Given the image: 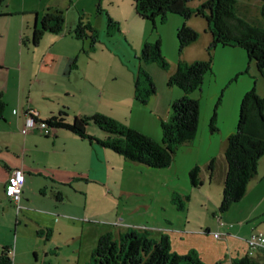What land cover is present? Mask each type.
Wrapping results in <instances>:
<instances>
[{
    "label": "crops",
    "instance_id": "crops-1",
    "mask_svg": "<svg viewBox=\"0 0 264 264\" xmlns=\"http://www.w3.org/2000/svg\"><path fill=\"white\" fill-rule=\"evenodd\" d=\"M65 2L69 3L71 0H65ZM62 4H64V0H46L43 4L32 6L22 13L32 14L35 22V12L41 13L48 6L61 7ZM197 6H192L191 9H195ZM118 9L116 11H108L107 13L113 21L117 22L116 30L111 27L108 30L107 18L102 17L101 13L98 14V18L101 19L103 27H105L104 31L107 36L105 38L107 40L101 39L102 50L106 51L105 54L101 55L102 62L106 63L108 68L116 66L117 69L113 71L109 82L107 79L108 72L105 73L104 77L99 75L104 80L97 83L98 87L93 96L88 93V87L94 89V86L90 85L93 81L88 77V74L78 72L79 66L77 64L80 54L83 55L82 57L89 56V59L93 60L92 51H94L95 46L93 49L88 50L89 43L86 46V39L77 40L69 34L45 33L43 36H57L60 39L70 37L68 39L73 43V51L65 54V67L63 66L60 69L56 66L57 56L55 54L50 59L52 65L46 63V67H43L42 65H38L33 57V54H35L33 48L37 45L31 44L27 33V30H30L31 36L34 23L30 27L26 20V24L22 27V23L19 28V32H21L19 43L25 48L18 47L20 57L10 62L7 60L5 53L0 55V92L3 93L6 103L3 117L0 118V248L4 245H11L15 257L18 255L19 258L21 252L28 250L33 252L37 260L39 252L47 256L49 253L51 254L52 247L60 248L61 245L55 239L56 230L63 227L66 223L74 225L75 220L76 222L79 221L81 226L84 223V219H73L58 210L64 202L63 187L78 180L84 183L90 181L98 182L101 171L104 170L102 165L97 166L93 161V156L97 155L98 152H101V156L105 155L107 159L110 154L122 157L95 141L80 138L62 128H58L52 134L47 135L40 131L39 128L34 127L29 129L25 134H22L21 128L27 112L31 110L36 111L38 118L47 119L64 110L67 112V121H71L69 119L71 116L90 115L99 112L152 136L147 133L150 129L145 128L149 125L145 117L147 115L150 118V125L158 127V136L160 138V123L161 121L168 120L171 115L170 102L182 95L181 89L178 87V89L174 88L176 86H168L166 81L168 76L174 72L178 58L176 29L184 21L196 29L195 23L191 20V17H194L193 14L188 19H184L177 14H169L164 23L157 24L158 32L153 33L151 29L152 23L138 16L133 4H123ZM5 14H8V12H5ZM77 14L78 17L80 14L83 15L79 11H77ZM72 26L70 25V21L67 20L66 27L72 28ZM127 27L128 29L126 30ZM130 29L134 31V34L128 35ZM157 37H160L161 48L165 56L169 52L171 65L173 66L162 72L158 71L156 66L150 63L147 64V71L153 78L157 90L145 104H141L134 98V80L139 64L137 52L141 49L145 40L153 41ZM22 38H24V42L21 41ZM209 40V38L200 40L199 42L197 40L187 45L182 51V60L192 62L198 59H205L207 56L206 47ZM76 48L78 53H74ZM236 49L240 48L232 46L216 47L213 54L217 55L218 58L219 55L223 56L222 70L225 75L220 79L219 72L216 70L218 62H214L213 59V74L206 77L200 90L192 93V96L198 98L201 102L205 98L209 100L204 104L200 112L197 135L205 133L208 138L217 143L216 148L206 158L202 159V163L196 161V159H193L189 163V170L194 165L201 166L199 178L202 186L206 181L212 182L214 180L223 185L225 170L223 152L228 136L235 130L239 114V104L243 94L251 87H255L259 95L264 94V87L257 89V79L254 77L252 70V60L246 57L247 54L243 49H241L242 54L234 52ZM47 56L48 53L45 56L43 55L44 59L42 61H46L45 57ZM104 56L105 58H103ZM73 61H75V66H73ZM35 64L38 65L37 68H35ZM30 70L29 76L26 77L27 82L23 83V71ZM31 78L36 83L33 88H31L32 84L29 83ZM233 78L235 79L232 80ZM232 84L235 85L233 88H231ZM211 85H213L212 88H210ZM222 88H225V93L221 104L217 108V130L211 132L208 122L214 102ZM228 88H230V92L226 94ZM85 91L88 97L83 100L82 96L86 95ZM132 109L135 111L132 112ZM91 127H93V124L87 126L89 134L98 138L105 136L99 128L97 132L94 127ZM99 133L101 134L99 135ZM193 140L183 145H189ZM71 144L79 145L83 150L92 151L93 156L89 152L93 158L90 156V167L76 169L71 164H68V159L71 158V154H74L71 151V147L73 146ZM97 150L98 152L96 153ZM83 155L86 156V154ZM216 156L219 162L216 163L214 172L209 177L204 166L212 157ZM76 161L79 160L77 159ZM14 167H21L25 172V182L22 188L21 199L18 202L20 206L19 211L14 209V203L4 193L8 175ZM85 172L87 174L88 172H92V177L84 175L86 174ZM237 203L233 205L232 217L224 218L226 222L228 220L232 221L237 226L235 224L229 226V224H232L231 222L228 225L223 224L226 240H215L217 243L215 245L219 248V253H228L231 261L239 253L237 249L236 253H233L230 250L231 246L236 241H242L244 243L242 246L244 254L249 253L264 263L263 253L258 249H250L246 245V238H248L251 232H261L264 234V155L258 161L257 172L249 181L245 195ZM249 204V210L245 212ZM260 205H263L262 210H258ZM222 215L219 214L218 218L223 222ZM246 222H249V224ZM245 224L249 226H244ZM217 225H220V223L217 222ZM46 228L51 230L47 238L45 234L39 235L37 233L39 229L46 230ZM128 230L131 229L127 228L126 231ZM106 231H102L101 233ZM109 232L111 231L109 230ZM120 234H122L121 231H118V236ZM72 236L71 240H74ZM233 236H235L236 241L233 238L231 242L228 241V238ZM80 239L81 237L79 236ZM199 255L205 264L207 262L204 259L205 257L201 254ZM215 256L216 251H213V254L206 257V259L211 261V263H216L218 259ZM43 264H45L44 261ZM74 264L79 263L75 261Z\"/></svg>",
    "mask_w": 264,
    "mask_h": 264
},
{
    "label": "trees",
    "instance_id": "trees-1",
    "mask_svg": "<svg viewBox=\"0 0 264 264\" xmlns=\"http://www.w3.org/2000/svg\"><path fill=\"white\" fill-rule=\"evenodd\" d=\"M3 1L0 0V6ZM189 1L191 0H132L137 15L152 23L153 33L158 32L157 24L164 23L169 14H177L184 19H188L192 14L203 16L211 33V41L206 47L207 57L187 62L181 58L182 51L199 38V33L185 21L176 29L178 58L175 70L168 76L166 83L168 86L181 89L182 95L170 102L171 115L168 120L160 123L159 140L99 112L75 115L71 121H67V112L61 110L47 119L35 116L36 121L45 122L56 129H66L80 138L95 141L126 160L152 168L168 167L174 160L179 146L190 142L197 135L200 101L193 97L192 93L200 90L206 77L213 74V52L216 47L232 46L243 49L248 59L254 61L264 81V0H255L259 4L258 13L262 20L260 22L249 20L245 13H240V0H206L195 9L189 7ZM97 11L98 14L103 11L99 4ZM35 15L36 20L30 36L32 45H37L47 32L69 34L77 40L86 39L89 42L88 50L93 49L98 41L96 29L84 15H79L72 28L66 27L65 12L58 6H48L41 13L35 12ZM106 16L108 30L110 27H117V22L107 14ZM21 41L24 42V38ZM137 59L139 64L134 80V98L145 104L156 93V85L142 63H156L165 70L168 67L162 53L160 37L153 41L145 40ZM224 89L222 88L217 96L209 118L208 126L211 132L217 130V108L221 104ZM5 105L3 93L0 92V118L3 117ZM91 123L105 134L103 138L87 132V126ZM262 155H264V95H259L255 87H251L240 100L237 124L235 130L228 136L223 152L225 170L219 212H225L242 199L249 181L257 172V164ZM216 163V157H212L204 166L209 177L212 176ZM200 171L199 165L190 168L188 176L192 186L201 185ZM176 199L179 197H173L172 201ZM179 205L182 209L181 203ZM205 231L208 232V229ZM50 232L48 228L37 231L39 235L45 234L46 238ZM12 250L11 245L0 248V264H14ZM85 264H204V262L195 249H190L184 254L172 251L169 238L164 234L155 239L146 229H131L118 237L109 231L101 233L89 262ZM230 264L264 263L246 253L233 258Z\"/></svg>",
    "mask_w": 264,
    "mask_h": 264
},
{
    "label": "rangeland",
    "instance_id": "rangeland-1",
    "mask_svg": "<svg viewBox=\"0 0 264 264\" xmlns=\"http://www.w3.org/2000/svg\"><path fill=\"white\" fill-rule=\"evenodd\" d=\"M45 1L46 0L3 1L0 6V55L5 53L8 61L12 62L13 59L16 60L20 57L18 47L25 49L19 43V35L21 33L19 32V28L22 23V27L26 24V20L30 27L34 23V16L32 14H24L22 12L30 9L32 6L43 4ZM204 1L206 0H191L188 5L189 7L197 6ZM65 3L64 0V4H62L60 8L65 12L66 24L68 20L70 21V25L74 26L78 17L77 11H79L83 13L85 18L89 19L99 35L94 51H92L94 56L93 60L89 59V56L82 57L83 55L81 54L77 60L79 66L78 72L88 74V77L93 81L90 85L92 87L94 86V89L88 87V93L93 96L98 87L97 83L104 80L102 77H104L105 73L108 72L107 79L109 82L113 71L117 69L116 66H110L108 68L106 63L102 62L101 55L105 54L106 51L102 50L103 45L101 39L107 40L105 39L107 36L104 31L105 27H103L101 19L98 18L97 4H99L100 7L102 6L101 8L103 11L100 12L102 17L107 18L106 14L108 11L119 10L118 8L123 4H132V0H71V2L66 3L67 5ZM258 5V1L255 0H240L239 11L240 13H245L249 20L260 22L262 20L258 13ZM5 12H8V14H5ZM193 16L191 20L195 23L197 27L196 30L199 33L198 41H196L199 42L200 40L209 38L210 42L211 33L208 28L207 20L200 15L193 14ZM113 29L116 30V27ZM127 29L128 27L126 30ZM27 33L30 37V30H27ZM131 34H134L132 29L128 31V35ZM64 38L65 39H60V37L50 35L43 36L37 46L33 48L35 52L33 57L36 63L43 67H46V63L52 65L50 59L52 55L55 54L57 56L56 66L60 69L63 66L65 67V54L73 51V43L68 39L70 37ZM88 43L87 40L86 46ZM77 48L74 50V53H78ZM234 52L242 54L241 48L236 49ZM46 53H48V56L45 57L46 61H42V59H44L43 55L45 56ZM139 53L140 50H138L137 55H139ZM163 56L168 63L167 69H169V67L173 66L171 65L169 52H167L166 56L163 53ZM213 56L214 62H218L216 64V70L219 72V77L221 79L223 75H225L222 70V61L224 62V58L221 55H219V58L217 55L213 54ZM103 58H105V56ZM252 62L254 77L257 79L256 86L257 89H260L264 87V81L253 60ZM150 64L156 66L158 71L160 70L163 72L165 70L156 63ZM38 65L35 64V68H37ZM142 65L147 70V64L142 63ZM30 72L31 70L23 71V83L27 82L26 77L29 76ZM34 81L33 78L29 80V83L32 84L31 88L36 85ZM141 86H143V83H141ZM212 86L213 85H211L210 88H212ZM234 86L235 85L232 84L231 88ZM174 88L178 89L177 87ZM34 90H36V88H34ZM229 90L230 88L227 89L226 94L230 92ZM85 93L86 95L84 94L82 96L83 100L88 97L86 91ZM208 101L209 100L206 98L203 102L200 101V112L204 104ZM15 111L16 109L14 113ZM134 111L135 110L132 109V112ZM145 117L149 124L145 128L150 129L147 133L151 134V137L154 139L159 140L158 127L156 125H150V118L147 115H145ZM69 119L72 120L73 117L71 116ZM95 126L96 125H93L94 129L97 131L98 127ZM100 134L101 133H99V135ZM71 145H73L71 151L74 154H71V158L68 159V164H71L76 169L90 167V156L91 154L93 156L92 151L83 150L76 144ZM216 146L217 143L211 140V138H208L205 133L198 134L191 144L179 146L174 160L165 168L148 167L141 163L124 160L122 157L112 154H110L107 159L105 155L101 156V152L97 150L96 153L98 152V154L93 156V161L97 166L102 165L104 168V170L101 171L98 182L90 181L84 183L78 180L72 184L65 185L63 187L64 202L58 209L61 213H65V215H69L73 219H84L83 226H81L79 221L76 222L75 220V223H73L74 225L66 223L63 227L58 228V230H56L55 239L61 247H52L51 254L49 253L47 256L39 252L37 260L32 251H23L18 258V255L15 257L14 251L12 250L13 262L15 264L16 262H18L17 264H43V261L45 264H74L75 261L79 264L88 263L92 249L95 247L97 237L102 231L110 230L114 236H118V231L124 233L127 228H136L137 230L145 228L155 239H158L162 234L168 236L171 250L178 254H184L190 249H195L199 254L205 257L204 259L207 261L205 264H230V255H228V253H219V248L215 245L217 244L215 240H226L223 224L228 225L229 222H231L232 225H234L235 223L229 220L226 222L224 218L232 217L234 207L231 206L223 213L218 211L223 185H220L217 180L212 182L206 181L203 186L195 187L190 184L188 178L189 163L193 161V159L202 163V159L204 157L206 158ZM89 152H91V154ZM83 154H86V156ZM77 159L79 161H76ZM216 159L217 162H219L217 156ZM84 175L92 177V172H88V174L86 173ZM175 196L179 197V199L172 201V198ZM179 203H181L182 209L179 208ZM249 206L250 204L245 212L249 210ZM14 207L16 211H19V205L14 204ZM262 208L263 205H260L258 210H262ZM219 214H223V222L217 225ZM246 223L249 224V222ZM244 226L249 225L245 224ZM206 229H208L209 232L205 233ZM215 232H220L221 236H215ZM71 236L74 237V240H71ZM79 236L81 237L80 240ZM232 238L236 241L235 236L229 237L228 241L231 242ZM243 245L244 243L242 241H236L235 244L231 246L230 250L233 253H236V249L239 251L235 257L244 254ZM246 245L248 246L247 238ZM213 251H216L215 257L218 259L216 263H211V261L206 259V257L213 254Z\"/></svg>",
    "mask_w": 264,
    "mask_h": 264
},
{
    "label": "built area",
    "instance_id": "built-area-1",
    "mask_svg": "<svg viewBox=\"0 0 264 264\" xmlns=\"http://www.w3.org/2000/svg\"><path fill=\"white\" fill-rule=\"evenodd\" d=\"M35 116H37L36 111L27 112L24 117L23 126L21 128V133L25 134L30 128L37 127L41 131L46 134H50L56 130V128L52 126H48L45 122L36 121ZM25 182V172L21 167H14L10 171L7 184L4 188L5 196L8 197L15 205H18L19 200L21 199V193L23 184ZM218 222L222 224L220 218H218ZM232 226V224H229ZM217 237L221 236L220 232H215L214 234ZM247 244L250 249H258L264 255V234L261 232H251L247 238Z\"/></svg>",
    "mask_w": 264,
    "mask_h": 264
},
{
    "label": "flooded vegetation",
    "instance_id": "flooded-vegetation-1",
    "mask_svg": "<svg viewBox=\"0 0 264 264\" xmlns=\"http://www.w3.org/2000/svg\"><path fill=\"white\" fill-rule=\"evenodd\" d=\"M48 125V124H47Z\"/></svg>",
    "mask_w": 264,
    "mask_h": 264
}]
</instances>
